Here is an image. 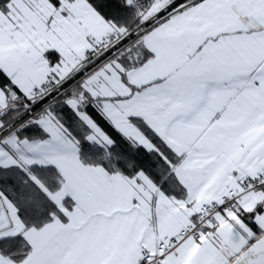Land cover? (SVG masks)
I'll return each instance as SVG.
<instances>
[{
    "label": "snow or ice",
    "instance_id": "obj_1",
    "mask_svg": "<svg viewBox=\"0 0 264 264\" xmlns=\"http://www.w3.org/2000/svg\"><path fill=\"white\" fill-rule=\"evenodd\" d=\"M0 264H264V0H0Z\"/></svg>",
    "mask_w": 264,
    "mask_h": 264
}]
</instances>
